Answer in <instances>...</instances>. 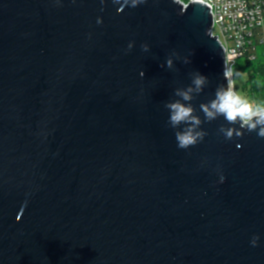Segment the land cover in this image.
Masks as SVG:
<instances>
[{
	"label": "water",
	"instance_id": "water-1",
	"mask_svg": "<svg viewBox=\"0 0 264 264\" xmlns=\"http://www.w3.org/2000/svg\"><path fill=\"white\" fill-rule=\"evenodd\" d=\"M211 25L199 1L0 0V264H264V138L199 107L227 86ZM197 71L207 134L180 149L165 104Z\"/></svg>",
	"mask_w": 264,
	"mask_h": 264
},
{
	"label": "clouds",
	"instance_id": "clouds-1",
	"mask_svg": "<svg viewBox=\"0 0 264 264\" xmlns=\"http://www.w3.org/2000/svg\"><path fill=\"white\" fill-rule=\"evenodd\" d=\"M140 2L142 0H132V6L135 7ZM131 47L130 44L129 48ZM142 47L148 51V45L145 44ZM184 63H190V60L186 57ZM161 67L173 68V59L169 57ZM140 75L143 77V71L140 72ZM224 78L227 80V86H218L215 91V98L207 103H201L199 106L205 120L211 122L223 117L228 125H239V128L221 126L219 131L229 140L234 136L242 137L244 130L256 132L258 137L264 138V106H254L234 91L231 86L230 73L224 72ZM208 82V78L200 72L193 73L191 84L188 87L175 90L174 95L179 99L165 104L169 110L168 123L173 129H179L175 131V139L180 149H187L196 145L207 134L200 127L202 120L195 114L196 110L191 101L204 90ZM180 125H184V127L180 129ZM257 239V237H253L251 241L254 246Z\"/></svg>",
	"mask_w": 264,
	"mask_h": 264
},
{
	"label": "built area",
	"instance_id": "built-area-1",
	"mask_svg": "<svg viewBox=\"0 0 264 264\" xmlns=\"http://www.w3.org/2000/svg\"><path fill=\"white\" fill-rule=\"evenodd\" d=\"M175 1L183 8L195 1L209 7L212 15V34L222 43L225 50L224 72L230 73L231 86L237 92L234 68L239 58L254 60L256 57L253 39L258 28L264 29V0Z\"/></svg>",
	"mask_w": 264,
	"mask_h": 264
},
{
	"label": "trees",
	"instance_id": "trees-1",
	"mask_svg": "<svg viewBox=\"0 0 264 264\" xmlns=\"http://www.w3.org/2000/svg\"><path fill=\"white\" fill-rule=\"evenodd\" d=\"M261 33H257L254 36L253 42L255 43V58L254 60H249L247 58L244 59V64L246 65V71L248 74V85H251V96L253 99H255V102H259L260 106H264V58H259L257 55V42L258 36H260ZM262 41V39H261ZM237 71L242 70V68L237 64L234 68ZM236 72V71H235ZM236 86V85H235ZM237 91L238 87L236 86ZM257 104L255 103V106Z\"/></svg>",
	"mask_w": 264,
	"mask_h": 264
},
{
	"label": "rangeland",
	"instance_id": "rangeland-1",
	"mask_svg": "<svg viewBox=\"0 0 264 264\" xmlns=\"http://www.w3.org/2000/svg\"><path fill=\"white\" fill-rule=\"evenodd\" d=\"M257 33H261L260 36H258V41L257 42V55L259 58H264V40L261 41V39L264 37V29L263 28H258ZM244 59L245 58H239L238 60V65L242 68V70L237 71L235 69V85L238 87V94L248 100L250 103L255 105H259V102H255V99L251 96V85H248V74L246 71V65L244 64Z\"/></svg>",
	"mask_w": 264,
	"mask_h": 264
}]
</instances>
